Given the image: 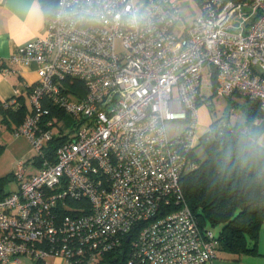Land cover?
<instances>
[{
    "label": "built area",
    "instance_id": "2783aa9c",
    "mask_svg": "<svg viewBox=\"0 0 264 264\" xmlns=\"http://www.w3.org/2000/svg\"><path fill=\"white\" fill-rule=\"evenodd\" d=\"M200 2L178 33L175 0H57L44 35L10 55L39 78L12 131L34 154L0 198V264H212L218 240L180 180L204 86L264 114V0ZM174 120L188 129L171 136Z\"/></svg>",
    "mask_w": 264,
    "mask_h": 264
},
{
    "label": "trees",
    "instance_id": "16d2710c",
    "mask_svg": "<svg viewBox=\"0 0 264 264\" xmlns=\"http://www.w3.org/2000/svg\"><path fill=\"white\" fill-rule=\"evenodd\" d=\"M38 1L45 18H50L57 0ZM33 87L29 88V95ZM234 94L243 100L234 104L244 111V120L230 122L228 115L214 116L208 129L200 135L196 148L186 151L194 166L185 170L180 180L188 206L199 224L208 228L220 226L216 257L233 261L244 254H257L258 234L264 226V146L247 129L264 114L255 98ZM16 98L18 104L7 108L0 101L1 121L12 131L31 111L25 100ZM53 112L63 116V111ZM57 140L59 137L47 147L53 149ZM3 146L0 142V149ZM197 148L202 149L204 156L197 153ZM10 176L14 177V173L0 175V198L10 192L4 189V180ZM119 253L118 257L107 259L108 264H128L123 252Z\"/></svg>",
    "mask_w": 264,
    "mask_h": 264
},
{
    "label": "crops",
    "instance_id": "0c3cea01",
    "mask_svg": "<svg viewBox=\"0 0 264 264\" xmlns=\"http://www.w3.org/2000/svg\"><path fill=\"white\" fill-rule=\"evenodd\" d=\"M45 23L46 18L38 0H0V101L20 96L28 103V90L38 82L39 78L37 65L35 63H14L9 57L15 53L19 45L35 37L43 36ZM233 102L242 103L243 100L236 97ZM206 104L207 108L202 109L200 115H197L196 109V117L191 126L192 148H196L200 135L208 129L214 118L213 112L215 111L208 107V103ZM227 115L230 122L242 121L245 118L242 109L240 112L235 109L230 110ZM1 120L0 113V131L2 126L7 128ZM247 129L256 141L264 146V116L253 120ZM212 264H264V226L259 230L257 254H244L235 261L216 257Z\"/></svg>",
    "mask_w": 264,
    "mask_h": 264
},
{
    "label": "rangeland",
    "instance_id": "374dc122",
    "mask_svg": "<svg viewBox=\"0 0 264 264\" xmlns=\"http://www.w3.org/2000/svg\"><path fill=\"white\" fill-rule=\"evenodd\" d=\"M178 5L180 18L175 25V31L180 32L186 24H190L193 18L199 14L200 11V0H175ZM204 96L207 97L203 103L200 102L197 105V115H200L202 109L208 107L211 108L214 116L227 115L230 110L241 111V108L236 106L233 102L236 99V95L233 94L231 97L221 96L214 92H210L207 86L203 87ZM238 98V97H237ZM28 105L30 106L29 98ZM217 115H216V114ZM15 124V123H14ZM189 124L184 120H174L167 122V129L171 136L180 135L188 129ZM19 127V126H17ZM16 127V128H17ZM0 142H2L3 149H0V175H7L10 172H15L17 164L23 160L30 158L34 154L33 145L31 140L23 134H14L10 132L5 126L1 127L0 131ZM197 153L200 156H204L201 148H197ZM27 169H33L32 166H27ZM17 188V181L14 177L10 176L4 180V189L13 190ZM215 236H218L220 226L209 225ZM53 261L52 258L48 259ZM22 264H34L31 260L22 257Z\"/></svg>",
    "mask_w": 264,
    "mask_h": 264
}]
</instances>
